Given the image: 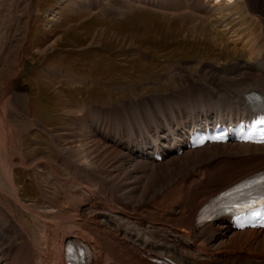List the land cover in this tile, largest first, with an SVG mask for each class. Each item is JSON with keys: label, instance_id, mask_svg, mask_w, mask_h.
Wrapping results in <instances>:
<instances>
[{"label": "bare ground", "instance_id": "6f19581e", "mask_svg": "<svg viewBox=\"0 0 264 264\" xmlns=\"http://www.w3.org/2000/svg\"><path fill=\"white\" fill-rule=\"evenodd\" d=\"M24 1L29 12L33 0ZM138 1L157 4V0ZM199 4L197 9L206 19L224 10L211 0ZM255 33L235 35L249 60L214 67V76L202 77L199 87L142 98L129 103V110L94 106L93 116L89 109L93 117L87 113L77 120L83 131L78 126L66 133L74 143L58 149L73 176L51 168L54 186L64 194L59 195L61 199L58 196L59 203L39 206L22 200L14 177L18 164L13 159L21 156L22 165L28 164L22 151L11 147V136L6 139L0 201L8 215L0 214V264H69L70 250L79 254L80 264H158L162 260L170 264H264L263 230L235 231L224 219L202 227L196 224L210 198L264 168V145L212 144L181 155L174 152L191 125L238 121L247 115L244 102L250 94L264 97V44H259ZM6 119L0 107V123L7 132ZM159 150L165 155L162 162L154 160ZM171 176L175 182L163 198L149 195L156 180L168 181ZM151 196L155 199L147 204ZM17 208L34 216L41 240L18 216ZM5 230L11 236L17 233L22 243H8Z\"/></svg>", "mask_w": 264, "mask_h": 264}, {"label": "rangeland", "instance_id": "374dc122", "mask_svg": "<svg viewBox=\"0 0 264 264\" xmlns=\"http://www.w3.org/2000/svg\"><path fill=\"white\" fill-rule=\"evenodd\" d=\"M89 1L33 0L28 12L24 0H0V107L9 125L6 132L0 123V173L5 174L1 162L11 136V147L22 151L30 166L22 165L21 156L13 159L18 164L14 177L19 194L27 204L47 206L64 197L62 189L54 186L51 168L73 176L60 147L74 143L66 133L76 131L77 120L87 117L83 106L97 103L124 109L143 97L199 85L202 77H212L214 67L249 60L236 37L253 31L259 44H264V0H245L232 9L226 6L235 0H212L216 8L224 9L212 13V19L199 13L201 0L197 7L195 0H157L158 6L136 0H92L105 2L108 11L89 6L75 10ZM77 13L81 16L69 18ZM223 19L230 25L221 23ZM227 26L231 28L225 32ZM54 40L57 43L50 46ZM210 63L216 65L211 69ZM88 110L93 115L91 106ZM160 179L149 195L162 197L172 189V176L169 182ZM152 196L147 204L154 201ZM16 213L41 240L34 216L21 208ZM0 214L8 215L2 202ZM6 231L8 243H22L17 233L11 236Z\"/></svg>", "mask_w": 264, "mask_h": 264}]
</instances>
